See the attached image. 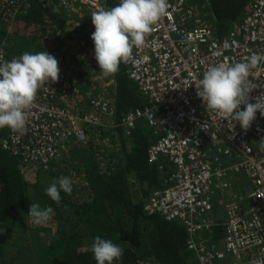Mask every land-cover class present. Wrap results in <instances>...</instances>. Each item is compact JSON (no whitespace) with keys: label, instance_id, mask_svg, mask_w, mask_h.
Wrapping results in <instances>:
<instances>
[{"label":"built area","instance_id":"built-area-1","mask_svg":"<svg viewBox=\"0 0 264 264\" xmlns=\"http://www.w3.org/2000/svg\"><path fill=\"white\" fill-rule=\"evenodd\" d=\"M57 1L69 13H92L107 2ZM189 1L168 0V13L153 26L146 46L133 49L136 62L121 63L151 107L126 114L117 127L129 136L143 120L157 131L148 162L167 160L172 172L166 186L152 192L144 211L183 226L186 250L196 264H264V117L257 112L246 131L238 123L233 127L206 107L195 88L209 67L246 62L253 54L264 58V0H251L239 24L223 38L196 18ZM0 57L15 58L3 52ZM249 79L254 86L250 102L264 98V59ZM114 85L108 78L94 99L84 101L73 78L59 72L57 83L49 81L38 90L27 110L26 130L0 129V148L31 170H47L67 144L85 146L88 130L112 128L108 96ZM216 204L223 205L224 223L212 219ZM215 228L223 229L218 243L207 235Z\"/></svg>","mask_w":264,"mask_h":264},{"label":"trees","instance_id":"trees-1","mask_svg":"<svg viewBox=\"0 0 264 264\" xmlns=\"http://www.w3.org/2000/svg\"><path fill=\"white\" fill-rule=\"evenodd\" d=\"M250 1L189 2L196 18L223 38L239 24ZM117 4L107 0L105 8ZM94 30L90 11L75 16L57 0H0V52L8 58L47 51L59 61L60 72L73 78L84 101L94 99L108 78L115 83L108 96L112 128L88 130L85 146L67 144L47 170H31L0 148V264H96L91 246L97 236L124 249L113 264H196L186 250L183 226L144 211L152 192L166 186L172 168L167 160L148 162L147 151L159 135L145 121H138L129 136L117 127L126 114L151 104L122 64L118 73L102 75L91 40ZM5 136L3 131L1 139ZM62 176L72 180V192H61L57 205L45 190ZM31 203L52 207L51 219L34 225L27 216ZM207 235L218 243L223 230Z\"/></svg>","mask_w":264,"mask_h":264},{"label":"clouds","instance_id":"clouds-1","mask_svg":"<svg viewBox=\"0 0 264 264\" xmlns=\"http://www.w3.org/2000/svg\"><path fill=\"white\" fill-rule=\"evenodd\" d=\"M169 7L168 0H120L114 7L101 6L91 13L95 29L91 40L102 75L112 76L118 73L121 63L136 62L133 49L146 46V38L152 33L153 26L167 15ZM262 59L253 54L246 62L209 67L195 85L197 97L208 109L232 122L233 127L238 123L242 130H248L257 112L264 117V98L258 96L254 98L255 102H250L254 86L249 79L251 70L257 68ZM58 64L56 57L47 51H25L11 61L0 57V129L26 130L27 110L38 90L49 81L57 83L59 80ZM45 191L59 205L61 192L71 194L72 180L62 176ZM52 214V207L31 203L27 216L34 225L40 226L48 222ZM91 251L96 264H113L122 258L124 249L97 236Z\"/></svg>","mask_w":264,"mask_h":264},{"label":"crops","instance_id":"crops-1","mask_svg":"<svg viewBox=\"0 0 264 264\" xmlns=\"http://www.w3.org/2000/svg\"><path fill=\"white\" fill-rule=\"evenodd\" d=\"M240 183H242V182H240ZM239 185L240 184L238 183L237 186H239ZM214 212L215 213L213 214L212 219L215 221H219L220 223H224L225 222V211H224L223 205L220 206V205L216 204L215 208H214ZM218 212H220V213H218ZM211 241H212V239H211Z\"/></svg>","mask_w":264,"mask_h":264},{"label":"rangeland","instance_id":"rangeland-1","mask_svg":"<svg viewBox=\"0 0 264 264\" xmlns=\"http://www.w3.org/2000/svg\"><path fill=\"white\" fill-rule=\"evenodd\" d=\"M84 10H86V9H84ZM82 12H80V11H77L76 13L75 12H71V14H74L75 16H77V15H79V14H81ZM218 213H220V212H218Z\"/></svg>","mask_w":264,"mask_h":264},{"label":"bare ground","instance_id":"bare-ground-1","mask_svg":"<svg viewBox=\"0 0 264 264\" xmlns=\"http://www.w3.org/2000/svg\"><path fill=\"white\" fill-rule=\"evenodd\" d=\"M196 4V3H195Z\"/></svg>","mask_w":264,"mask_h":264}]
</instances>
